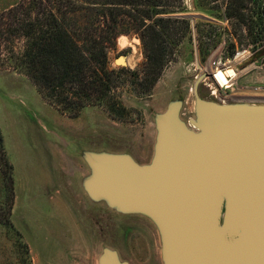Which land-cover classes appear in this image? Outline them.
I'll list each match as a JSON object with an SVG mask.
<instances>
[{
	"label": "rangeland",
	"instance_id": "obj_1",
	"mask_svg": "<svg viewBox=\"0 0 264 264\" xmlns=\"http://www.w3.org/2000/svg\"><path fill=\"white\" fill-rule=\"evenodd\" d=\"M15 1L0 0V10ZM258 7L255 0H179L158 40L165 65L151 88L143 81L140 36H120L128 44L121 48L116 43L109 61L111 69L126 70L112 91L125 109L121 120L99 107H88L77 118L61 115L25 76L0 69V264H97L105 247L129 264H161L158 234L147 219L116 213L87 198L81 181L89 170L81 153H141L147 126L174 99L183 101L181 118H193L192 88L212 56L225 62L236 50L253 53L242 54V63L235 60L238 55L234 59L239 73L231 95L239 93L237 81L254 72L255 61L264 55L251 42L248 26L257 19ZM196 47L201 69L195 65ZM118 56L125 57L124 67L114 62ZM198 91L203 99L217 101L202 83ZM6 161L12 166L11 209Z\"/></svg>",
	"mask_w": 264,
	"mask_h": 264
},
{
	"label": "water",
	"instance_id": "obj_2",
	"mask_svg": "<svg viewBox=\"0 0 264 264\" xmlns=\"http://www.w3.org/2000/svg\"><path fill=\"white\" fill-rule=\"evenodd\" d=\"M117 61L126 65L125 57ZM195 65L201 69L197 47ZM203 78L192 88L193 118H181V99L154 115L148 163L84 150L81 187L92 203L147 219L161 264H264V103L203 99ZM97 264L129 263L105 247Z\"/></svg>",
	"mask_w": 264,
	"mask_h": 264
},
{
	"label": "trees",
	"instance_id": "obj_3",
	"mask_svg": "<svg viewBox=\"0 0 264 264\" xmlns=\"http://www.w3.org/2000/svg\"><path fill=\"white\" fill-rule=\"evenodd\" d=\"M178 1L16 0L0 10V69L25 76L61 115L77 118L88 107H99L121 120L125 109L112 91L126 70L111 69L109 54L120 36L137 33L145 47L143 81L151 88L165 65L158 40ZM255 1L257 19L248 25L252 43L264 39V0ZM5 165L11 209L12 166Z\"/></svg>",
	"mask_w": 264,
	"mask_h": 264
},
{
	"label": "built area",
	"instance_id": "obj_4",
	"mask_svg": "<svg viewBox=\"0 0 264 264\" xmlns=\"http://www.w3.org/2000/svg\"><path fill=\"white\" fill-rule=\"evenodd\" d=\"M225 21L228 22V19L225 18ZM260 45L261 51L264 53V40L258 42ZM255 51L254 53L258 52ZM210 52V51H209ZM251 54L248 51L239 52L236 50L232 60L222 61V58H216V56L210 60L208 66L204 69V78L201 83L207 87L209 95L216 99L220 103H229L232 102L233 96L231 92L233 91L234 86L236 85L237 75L239 71L236 69L234 59L238 54ZM211 54V52H210ZM212 55V54H211ZM244 57L238 62L243 61ZM237 65H241L238 63ZM227 69L233 71V75L227 74ZM254 71H256L261 78L259 84L254 88L255 91H259L264 86V55L257 59L254 64ZM263 89V88H262Z\"/></svg>",
	"mask_w": 264,
	"mask_h": 264
},
{
	"label": "crops",
	"instance_id": "obj_5",
	"mask_svg": "<svg viewBox=\"0 0 264 264\" xmlns=\"http://www.w3.org/2000/svg\"><path fill=\"white\" fill-rule=\"evenodd\" d=\"M261 77L254 71L249 75L243 77L237 81L238 87L241 88L239 93L232 94V102H251V103H264V86L259 90L255 91L254 88L259 84ZM147 135H145L143 140L144 150L141 153L137 151L130 154L135 158V160L140 164H146L150 161L152 156V148L154 143V127L153 124L147 126ZM159 257V252H158Z\"/></svg>",
	"mask_w": 264,
	"mask_h": 264
},
{
	"label": "bare ground",
	"instance_id": "obj_6",
	"mask_svg": "<svg viewBox=\"0 0 264 264\" xmlns=\"http://www.w3.org/2000/svg\"><path fill=\"white\" fill-rule=\"evenodd\" d=\"M117 43H118V46L122 48V47H125V46L128 44V41H127L126 37H120V38L117 40ZM241 55H242V54H238V56L236 57L235 60L238 61V59L241 57ZM234 62H235V61H234ZM121 63H122V61H117V64H121ZM227 74H231V75H233V71L230 70V69H227Z\"/></svg>",
	"mask_w": 264,
	"mask_h": 264
}]
</instances>
